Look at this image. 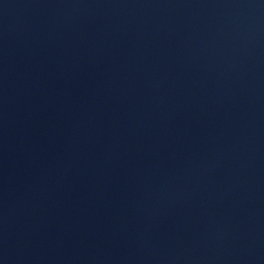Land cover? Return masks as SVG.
Listing matches in <instances>:
<instances>
[{
	"label": "water",
	"instance_id": "obj_1",
	"mask_svg": "<svg viewBox=\"0 0 264 264\" xmlns=\"http://www.w3.org/2000/svg\"><path fill=\"white\" fill-rule=\"evenodd\" d=\"M0 264H264V0H0Z\"/></svg>",
	"mask_w": 264,
	"mask_h": 264
}]
</instances>
